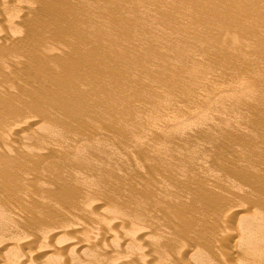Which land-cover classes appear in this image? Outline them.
<instances>
[{
	"label": "rangeland",
	"instance_id": "1",
	"mask_svg": "<svg viewBox=\"0 0 264 264\" xmlns=\"http://www.w3.org/2000/svg\"><path fill=\"white\" fill-rule=\"evenodd\" d=\"M94 1L0 0V102L4 103V106L2 103L0 105L5 108L15 103V98H12L15 101L10 99L11 96L16 95L15 93H18L16 98L19 101L16 103L20 104L19 107L13 104L14 106L11 105L13 108H5L6 111H13V113H6L3 108H0V112L3 110L8 116L5 118L6 114L0 113V118L4 120L3 122L0 119L2 122L0 127L4 126L6 129L3 124L6 120L7 128L12 129L11 132L9 131L11 129L0 128L3 131L0 132V140L3 141L4 137L6 141L3 143L0 141V148L4 150L8 147L14 148L5 150L7 153L2 149L8 156V161L5 160L6 156L0 149V154L3 153L4 157L0 156L2 160H5L0 162V172L4 174H2L3 177L10 169L11 176H6L13 180V177L18 176L13 174L18 173L20 169L22 172L20 171L19 175L23 174L15 178L18 185L15 180L14 184L10 182L11 180L9 181L11 184H7L8 177L0 176V197L2 198H0V215H6L2 217L3 220L0 218V264H4L5 261L8 264H15L18 261L16 264H19L22 257L21 264H216L219 259V264H227L226 262L239 264L237 260L242 261L240 259L242 251V264H256V262L263 264L264 208L260 212L258 211L260 207L257 206H260V203L264 205V192L261 191V188L264 189V175L263 179L260 177L264 171L261 169L264 162V0ZM50 2H53V5L60 3H57L60 8L56 9L58 5L55 8L57 11L55 14H58V17L52 14L54 9L52 5L49 6ZM92 3L99 5L94 4V7ZM42 4L46 5L44 9L47 11L41 7ZM83 7L87 9H85L87 12L92 7L90 10L93 12H90L93 15L88 13L86 16L82 11L83 15L88 19L90 16L95 17L94 13H96L95 19L98 20L96 22L99 25L93 23L95 19L87 20L83 15L81 16L80 10ZM95 8H98V11ZM58 10L63 12L65 10V12L61 13ZM110 11L112 13L109 16ZM226 11L228 13L225 14ZM73 12L78 13L77 18ZM101 17L102 19H99ZM108 17L110 22L107 20ZM80 19L89 22L82 23ZM92 19L94 21L90 23ZM104 19L107 20L106 23L102 22ZM74 22L76 24H73ZM89 23L96 25L98 30V26L102 23H105V26L102 24L104 30L112 28L108 29L113 32H109V36H107L108 30L104 31L101 28V31L107 32L105 36L108 37H106L108 42L102 38L105 37L104 34L101 33L102 36H99L100 30L95 32L97 29L94 28V32L98 34L96 36L90 29L93 26L90 27ZM82 24L84 28L86 27L85 29ZM84 24H89V27ZM71 27L78 28L76 35L75 29L71 30ZM85 30H90V34H95L94 37ZM69 32L73 34L77 42H74ZM83 32L89 35L90 38L86 36L90 41L88 38L85 39ZM113 34L114 36L110 38ZM98 37L102 39H97ZM83 38L87 41L82 42ZM109 38L112 43L109 42ZM91 39H95L94 42ZM78 41H81V46L84 43L83 50ZM102 41L105 46L101 44ZM86 42L88 45L85 44ZM106 42L109 43L108 46ZM76 43L79 45V48L77 47L79 50L76 48ZM89 43L92 46L95 45V48L93 46L94 49H91L94 51V57L98 53L101 55L99 58L98 54L99 59L95 58V62L92 59L93 52L90 50L92 46H89ZM71 44L74 45L73 48ZM98 44L103 45L100 49H104L105 51L101 52L105 54L97 52L100 50ZM85 45L89 47L87 51L90 55L85 51L88 48ZM74 48L78 52L82 51L83 60L82 54L75 52ZM67 51H70L68 56L65 55ZM71 52L79 56L77 54L72 56ZM61 53H65L64 56L62 54L61 57ZM84 55L87 57L92 55L90 58L94 63L87 61L89 57H85V60ZM70 57L78 58L76 62L79 60L78 63L75 62L77 65L74 67L77 68V72L73 71V67L68 68L73 61L72 58V61L69 60ZM104 60L107 64L103 63V65L106 64L103 66ZM65 61L71 62L68 65L64 63ZM81 61V67L78 69ZM61 63L64 68L69 69L70 73L65 71L66 68L64 69ZM91 63L97 69L93 66L88 67ZM95 63L98 67L94 65ZM86 65L88 66L85 67ZM59 67L62 72L64 69L63 74L59 71ZM70 69L76 73L80 71L81 75V71L87 70L83 75L92 74L93 78L85 75V79L82 75L81 79V76L72 75L78 79V85L81 82L82 84L81 86L76 84L71 89L76 79L73 81L70 79L71 82L69 78L63 76L66 73L67 77L70 76L68 74H73ZM91 70L94 72L91 73ZM95 72L98 76L93 75ZM94 78L96 80L93 81ZM67 80L71 82V85ZM92 82H96L95 86ZM58 83L63 84H61L62 89L59 88L61 85ZM10 88L16 90L15 93ZM68 88L72 92H68ZM62 90L65 94L61 93ZM6 92L7 94L10 92L8 97L11 104L6 98ZM69 96L72 97L71 100ZM17 107L22 111L17 109V112ZM14 111L17 113L15 114ZM26 120L28 124H25ZM22 134H25V137L21 136ZM26 134H29L28 139ZM7 141L9 144H6L5 148L4 143ZM16 146L21 148L22 151L18 150L21 154ZM11 149L16 150L17 154ZM30 150L31 153H29ZM37 150L40 151L41 156L35 155L39 153ZM10 151L16 157L20 155L22 158L12 156L10 159V155H13ZM24 152L29 153V158L27 155H22ZM33 155L38 158H33ZM23 156L27 159H23ZM13 157L17 161L14 162ZM37 159L46 160L42 162ZM19 160L24 163L22 161L20 163ZM7 162L12 168L7 167ZM18 162L20 165L23 164L22 168L26 170H23L20 165H18L20 167H13L19 164ZM167 166L171 170L167 171ZM256 166L262 172L258 171ZM32 168L38 173L31 170ZM11 169L16 173H12ZM242 170L244 173L240 174ZM246 170L251 172V174L248 172L252 175L249 179L244 177L249 175ZM238 175L240 177L242 175L241 179ZM20 177L24 178L23 181ZM255 177L258 178V180L255 179L256 183ZM18 179L22 184L26 181L31 184H25L28 188L23 185V189ZM232 179L233 182H231ZM238 179L239 181L235 183ZM186 181L187 183L184 184ZM252 182L255 184L253 185ZM1 184L6 191H3ZM8 185L12 187L11 196L7 195L10 190ZM249 185L252 188L256 186L259 188L260 185L262 187L256 192V189L252 191ZM18 186H20L19 190ZM13 188L21 195L15 193ZM243 188H248V191L243 193ZM209 190L212 192L209 193ZM224 190H233L230 192L233 195L230 193L228 195L226 191L228 195L226 196ZM27 192L29 194H26ZM259 192L261 195H258ZM197 193L201 194L204 200ZM22 194L25 195L22 197ZM210 194H212L211 198L219 199L217 200L219 205L207 202L213 201L209 197ZM234 195L240 199L241 205ZM11 197H13L12 200ZM228 197L235 199L234 203H231L232 200ZM14 198L16 201L13 200ZM165 199H168V202ZM214 201L216 202L215 199ZM180 202L183 206L179 204ZM258 202L259 205L256 206L258 209H256L253 206ZM204 204L214 205V211L212 207H209L212 211L208 208L206 214L208 206L204 208L205 211ZM221 204L226 206L223 207ZM161 205L163 209L160 208ZM246 205H251L252 211ZM218 206H221L219 207L221 209L217 208L215 211V207ZM166 208L169 209L165 210ZM231 209L243 211L233 210L237 214L232 217ZM163 210H165L164 213ZM244 210H247V213L250 211V215ZM210 213L216 218H211ZM241 214V218H244L238 220L240 218L238 215ZM222 215L224 218L221 217ZM224 215L228 218L231 216L227 219L228 226L225 225L224 221L227 217ZM17 216L19 219L23 218L22 222ZM182 217L184 220L181 221ZM185 217L190 220L189 223H192L188 224ZM195 223L198 224L199 229H202L201 227L203 229L194 228ZM188 225L190 228L193 226L194 230L192 228L189 231ZM237 225L244 230L239 231L235 227ZM207 228L215 229L214 233L217 232V235L213 231L209 232L210 229L206 230ZM228 228H230L229 232L236 228L240 234L244 235L232 231L235 232L231 234L233 236H227V233L230 234L226 231ZM182 229L187 232L183 230L184 233ZM42 231L45 234H41ZM188 231L193 239L198 237L202 246L198 245L200 244L198 239L195 241L190 235L188 237L192 240L190 238H188L189 241L187 240ZM199 231H206V233L201 232L199 238ZM219 233H225L228 241L224 236L223 244H221L222 241L214 240H221L216 238ZM205 234L215 237H210L212 241L207 237V241H210L208 243L203 238ZM180 237L186 238L183 240L190 244L183 243ZM217 241L222 248L218 246ZM236 242L245 248L234 245ZM202 247L203 250L210 248V252L205 250L203 253ZM240 247L242 248L239 249ZM178 249L179 254H177ZM211 249H213L212 253ZM195 250L196 252L193 253ZM217 250L226 251L222 252L225 263L221 257L223 254L220 252L218 254ZM213 252L218 255V258ZM231 252L234 253L230 254ZM226 254H230L229 257ZM251 254L252 257L249 256Z\"/></svg>",
	"mask_w": 264,
	"mask_h": 264
},
{
	"label": "bare ground",
	"instance_id": "2",
	"mask_svg": "<svg viewBox=\"0 0 264 264\" xmlns=\"http://www.w3.org/2000/svg\"><path fill=\"white\" fill-rule=\"evenodd\" d=\"M81 1H82V0H81ZM88 1H89V0H88ZM90 1H91V0H90ZM93 1H94V0H93ZM86 2H87V1H86ZM94 2H95V1H94ZM51 3H52V4H51ZM54 3H55V2H54ZM57 3H59V2H57ZM57 3L53 5V2H50V4H49V6H51V5L53 6L54 12L52 11L53 9H51V11L53 12L52 14L55 15V17H58V16H57L58 14H55V12H57V11H55L56 5H58ZM80 3H82V2H80ZM88 3H89V5H90V2H88ZM88 3H87V4H88ZM45 4H46V3H45ZM59 4H60V3H59ZM61 4H62V3H61ZM85 4H86V3H85ZM94 4H95V3H94ZM94 4L92 3L93 6H94ZM42 5L44 6V4H42ZM46 5H47V4H46ZM46 5H45V6H46ZM78 5H79V4H78ZM89 5H87V6H89ZM95 5H99V4H95ZM43 6H41V7L44 9L45 6H44V7H43ZM49 6L47 5V7H49ZM54 6H55V7H54ZM83 6H84V3H83ZM85 6H86V5H85ZM93 6H92V7H93ZM57 7H58V8H56V9H59V8H60V5H58ZM63 7H64V6H63ZM79 7H80V6H79ZM79 7H78V8H79ZM92 7H90V9H92ZM94 7H95V6H94ZM94 7H93V8H94ZM99 7H100V6H99ZM99 7H98V8H99ZM50 8H52V7H50ZM64 8H65V7H64ZM83 8H84V9H83ZM83 8H82V9L80 8V9H81L80 11H81V13H82L81 16L83 15V12H82V11H84V15H86V14H88V13L91 14L90 11L93 12V10H90V9H89L88 12H87V11H85L86 8H85V7H83ZM88 8H89V7H88ZM98 8H97V9H98ZM43 9H42V11H43ZM61 9H62V8H61ZM95 9H96V8H95ZM97 9H96V10H97ZM74 10H75V9H74ZM86 10H87V9H86ZM103 10H104V9H103ZM230 10H232V9H230ZM44 11H47V9H46V10L44 9ZM51 11H50V12H51ZM58 11H59V10H58ZM72 11H73V10H72ZM80 11H76V12H79V13H80ZM94 11H95V10H94ZM97 11H98V10H97ZM104 11H105V10H104ZM59 12L64 13L65 10H64V12H63V10H62V11H59ZM69 12H71V11H69ZM95 12H96V11H95ZM101 12H103V11L101 10ZM101 12H100V13H101ZM108 12H109V11H108ZM229 12H230V11H229ZM232 12H233V10H232ZM71 13H72V12H71ZM73 13H74V12H73ZM97 13H99V12H97ZM105 13L108 14L107 12H105ZM105 13H103V14H105ZM111 13H112V12L110 11L109 16H110ZM226 13H228V12L226 11L225 14H226ZM67 14H68V12H67ZM74 14H76V13H74ZM77 14H78V13H77ZM77 14H76V18H77ZM95 14H96V13H94V16L96 17L97 15H95ZM232 14H233V13H232ZM245 14H246V13H245ZM59 15H60V14H59ZM69 15H70V14H69ZM84 15H83V16H84ZM91 15H93V13H92ZM112 15H113V14H112ZM233 15H234V14H233ZM60 16H61V15H60ZM64 16H65V15H64ZM79 16H80V14H79ZM86 16H87V15H86ZM88 16H89V15H88ZM100 16H103V15H100ZM106 16H107V15H106ZM84 17H85V16H84ZM95 17H91V16H90V17H88V19H91V18L95 19ZM98 17H99V16H98ZM103 17H104V16H103ZM62 18H64V17H62ZM62 18H61V19H62ZM66 18H67V17H66ZM73 18H75V17H73ZM80 18H81V17H80ZM82 18H83V17H82ZM85 18L87 19V17H85ZM104 18H105V17H104ZM106 18H107V17H106ZM88 19H87V20H88ZM93 19L90 20V23H92L91 21H94ZM97 19H98V18H97ZM99 19H102V17L99 18ZM80 20H82V19H80ZM83 20L85 21V19H83ZM83 20H82V23L84 22ZM107 20L109 21V17H108ZM107 20L104 19V21H102V20H101V21L106 23ZM150 20H151V19H150ZM236 20H237V19H236ZM96 21H98V20L95 19V22H93V23H96V25H99V24H97L98 22H96ZM62 22H65V21H62ZM68 22H69V21H68ZM87 22H89V21H87ZM87 22H84V23H87ZM99 22H100V20H99ZM109 22H110V21H109ZM109 22H108V23H109ZM227 22H228V21H227ZM90 23H89V24H90ZM105 23H104V24L102 23L103 26H105ZM224 23H226V21H225ZM73 24H76V23L74 22ZM89 24H87V25L84 24V25H85V26H88ZM102 24H100L101 26H98V28H99V30H100V34L103 33V34H104L103 36H105V34H106L107 32L105 33V32H103V31H101V30L104 28V27L102 26ZM91 25L93 26V24H90V27H91ZM94 25H95V24H94ZM96 25H95V26H96ZM106 25H107V24H106ZM238 25H239V24H238ZM79 26H81V24H80ZM95 26H93V28H92V27L90 28V29H92L93 32H94L95 29H97V26H96V27H95ZM108 26L111 27L112 25L108 24ZM145 26H146V25H145ZM145 26H144V27H145ZM63 27H65V26H63ZM82 27H83V24H82ZM82 27H80V28H82ZM88 27H89V26H88ZM102 27H103V28H102ZM106 27H107V26H106ZM65 28H66V27H65ZM71 28H72V27H71ZM85 28H86V27H85ZM85 28L83 27V29H85ZM94 28H95V29H94ZM101 28H102V29H101ZM107 28H108V27H107ZM66 29H68V28H66ZM66 29H65V30H66ZM73 29H75V30H74L75 32H74V31H73V32H74L75 35H76V32L78 31V28H74V27H73L71 30H73ZM93 29H94V30H93ZM108 29H109V28H108ZM108 29H105V30L103 29V30H104V31H107ZM110 29H112V28H110ZM110 29H109V30H110ZM71 30H68V31H71ZM76 30H77V31H76ZM99 30L97 29V31L95 30V32H98ZM109 30H108V34H107V36H109L110 33H113L112 31H109ZM81 31H82V30H81ZM85 31H86V30H85ZM85 31H84V32H85ZM71 32H72V31H71ZM71 32H69V33H71ZM73 32H72V33H73ZM84 32H83V33H84ZM86 32H87L88 34H90V33H89L90 30H89V31H86ZM95 32H94V33H95ZM109 32H110V33H109ZM72 33H71V34H72ZM87 33H86V35H88ZM91 33H92V32H91ZM71 34H70V35H71ZM95 34H96V33H95ZM95 34L92 33V34H90V35H93L92 37H94ZM100 34H99V36H102V34H101V35H100ZM75 35H74V36H75ZM84 35H85V33H84ZM86 35H85V36H86ZM85 36H84V38H85ZM96 36H98V34H96ZM107 36L102 37V38L105 39V40L103 39L104 41H107V39H106ZM112 36H114V34L111 35L110 38H112ZM71 37L73 38V34L71 35ZM88 37H89V35H88ZM88 37L86 36L85 39H87ZM72 38H71V39H72ZM84 38L82 39V42H83ZM89 38H90V37H89ZM89 38H88V39H89ZM102 38L98 37L97 39H100V40H101ZM107 38H108V37H107ZM110 38H109V42L112 41ZM73 39H74V38H73ZM74 40H75V39H74ZM74 40H72V41H74ZM91 40H93V42H94L95 39H91ZM110 40H111V41H110ZM70 41H71V40H70ZM85 41H87V40H84V42H85ZM89 41H90V39H89ZM74 42H77V40H75ZM78 42H79V41H78ZM80 42H81V41H80ZM80 42H79V43H80ZM107 42H108V41H107ZM107 42H106V43H107ZM69 43H70V42H69ZM71 43H72V42H71ZM111 43H112V42H111ZM74 44H75V43H74ZM76 44H77V43H76ZM85 44L88 45V42H86ZM101 44L104 45L103 41L101 42ZM108 44H109V43H107L106 45L108 46ZM71 45H72V48H73L74 45H73V44H71ZM71 45H70V47H71ZM83 45H84V43H83ZM83 45L81 46V43H80L81 48L83 47ZM87 45H85V46H87ZM90 45L92 46L91 43H89V46H90ZM98 45H99V44H98ZM103 45H101V46L99 45V49H100V47H102ZM132 45H133V44H132ZM75 46H76V45H75ZM93 46H94V48H95V45H94V44H93ZM93 46H92V48L90 47V50H91V49H94ZM104 46H105V45H104ZM77 47L79 48V45H78V44H77L76 48H77ZM87 47H88V46H87ZM134 47H135V46H134ZM136 47H137V46H136ZM64 48H66V46H65ZM64 48H63V49H64ZM76 48H74V50H76L75 52H77L78 54L80 53V55L82 54V55H81V57H82V56H83V53H81L82 51H81V52H80V51L78 52L79 49L77 48V49H78V50H77ZM81 48H80V49H81ZM96 48H97V46H96ZM103 48H104V47H103ZM63 49H62V50H63ZM68 49H69V48H68ZM83 49H84V48H82V50H83ZM139 49H140V48H138V50H139ZM65 50H66V49H64V52H66ZM70 50H71V49H70ZM74 50H73V51H74ZM87 50L89 51V47H88L87 49H85V51L89 54V52H88ZM103 50H104V49H103ZM103 50L100 49L99 51H97V49H96L95 51L100 52V53L102 54ZM112 50H113V48H112ZM73 51H72V52H73ZM85 51H83V52H85ZM91 51H92V50H91ZM91 51H90V52H91ZM101 51H102V52H101ZM104 51H105V50H104ZM60 52H61V51H60ZM62 52H63V51H62ZM67 52H68L67 54H65V53H64V54L68 56V54L70 53V51H67ZM72 52H71V55L73 54ZM75 52H74V53H75ZM92 52H93V56H92V55H91V56H92L93 58H92L91 56H90V57H91L93 60H94L95 58L97 59V58H98L97 56H99L100 54L98 53L99 55L97 54V56L95 55L96 57H94V51H92ZM111 52H112V51H111ZM77 53H75V54H77ZM87 53H84V54L88 55ZM149 53H150V52H149ZM62 54H63V53H61L60 56H61ZM64 54H63V56H64ZM75 54H73L72 56H74ZM78 54H77V55H78ZM103 54H105V53H103ZM103 54H102V55H103ZM86 55H84V58L87 57ZM89 55H90V54H89ZM78 56H79V55H78ZM78 56H77V57H78ZM61 57H62V56H61ZM81 57H80V58H81ZM88 57H89V56H88ZM88 57H87V58H88ZM90 57L88 58L87 61H88V62H93V60H91ZM100 57H101V55L99 56V58H100ZM71 58L73 59L74 62L71 60ZM99 58H98V59H99ZM76 59H78V58L75 57V59H74V57H70L69 60L72 61V64H70L71 61H70L69 63H67V62L65 61L64 63H67L68 65L70 64V66L67 65L68 68L73 67V71H75V70L77 69V68H76V69L74 68V67H76V65H77V64H75V62H76L75 60H76ZM69 60H68V61H69ZM80 60H81V59H80ZM82 60H83V57H82ZM85 60H86V58H85ZM89 60H91V61H89ZM105 60H106V59H105ZM105 60H104V61H105ZM78 61H79V60H77L76 63H78ZM87 61H85V63H86ZM96 61H97V60H96ZM104 61L102 62V65H103V63H106V64H107V62H108L107 60H106L107 62H106V61L104 62ZM109 61H110V60H109ZM196 61H197V60H195V62H196ZM94 62H95V60H94ZM94 62H93V63H94ZM62 63H63V62H62ZM62 63H61V65H62ZM64 63H63V64H64ZM73 63H74V64H73ZM83 63H84V62H83ZM97 63H98V62H97ZM97 63H95L94 65L97 66V65H96ZM81 64H82V61L79 63V65H78V69L81 67V66H80ZM88 64H89V63H88ZM91 64H92V63H91ZM91 64H90V66L86 65L85 67H87V66H88V67L93 66V64H92V65H91ZM106 64H104V65H106ZM72 65H75V66H72ZM98 65H99V64H98ZM104 65H103V66H104ZM55 66L57 67L56 64H55ZM63 66H64V65H62V67H63ZM65 66H66V64H65ZM56 67H55V68H56ZM83 67H84V66H83ZM83 67H82V68H83ZM93 67H94V66H93ZM97 67H98V66H97ZM63 68H64V67H63ZM65 68H66V67H65ZM65 68H64V69H65ZM94 68H95V67H94ZM94 68H93V69H94ZM58 69H59L60 72H62V70H60V69H61L60 67H59ZM64 69H63L62 74L64 73ZM84 69H85V68H84ZM89 69H90V68H88V70H89ZM91 69H92V68H91ZM95 69H97V68H95ZM95 69H94V70H95ZM68 70H69V69L66 68L65 71H66L67 73H70V72H68ZM71 70H72V69H70V71H71ZM77 71H78V70H76V72H77ZM86 71H87V70H86ZM86 71H85V72H86ZM89 71H90V70H89ZM89 71H88V73H90ZM95 71H96V70H95ZM66 72H65V73H66ZM71 72H72V71H71ZM76 72H72L73 74H68V76L70 75L69 77H67V75H66L67 73H66L65 75H63V76H65L66 78H69V80H70V79H71L72 81H73V79H76V80H77V81L74 80V81H76V82L73 81V83H75V84H74V86H73L71 89H73V88L76 86V84L78 85V79L75 78V77L72 76V75H76V77L81 76V79H82V75H83V73H85V72H82V71H81V73H82V75H81V74H80V71H79L78 73H76ZM93 72H94V71H93ZM93 72H92V70H91V73H93ZM88 73H87V74H88ZM62 74L60 73V75H62ZM77 74H79V75L77 76ZM85 75H86V74H84L83 76L85 77ZM93 75H94V76H95V75L98 76V75L96 74V72H95V74H93ZM71 76L74 77V78H72ZM88 76H91V77H92V74H90V75H89V74L86 75V77H88ZM60 77H62V76H60ZM70 77H71V78H70ZM86 77H85V79H86ZM91 77H89V78H90L89 81H91ZM66 78H65V79H66ZM92 78H93V77H92ZM96 78H97V77H96ZM96 78H94V79H92V80L94 81V80H96ZM79 79H80V78H79ZM55 80H56V79H55ZM60 80L62 81V79H60ZM69 80H67V81H69ZM71 80H70V81H71ZM83 80H84V79H83ZM83 80H82V81H83ZM61 81H60V82H61ZM70 81H69V82H70ZM72 81H71V82H72ZM85 81H86V80H85ZM87 81H88V80H87ZM71 82H70L69 85H71ZM79 82H80V80H79ZM73 83H72V84H73ZM92 83H94V82H92ZM95 83H96V82H95ZM95 83L93 84L94 86H95ZM58 84L61 85L62 83H58ZM80 84H82V82L79 83L78 86H81ZM62 85H63V84H62ZM62 85H61V87H59V86H58V87L62 89V88H63ZM82 86H83V85H82ZM67 87H68V85H67ZM70 87H71V86H70ZM21 88H22V87H21ZM90 88H92V87H90ZM93 88H94V87H93ZM4 89H5V88H4ZM4 89H3V90H4ZM7 89H8V88H7ZM10 89L13 90L12 88H10ZM22 89H23V88H22ZM24 89H25V88H24ZM71 89L68 88L69 91H68V90H67V91H68V92H72ZM64 90H65V89H64ZM64 90H62L63 92H61V93L65 94V93H64V92H65ZM70 90H71V91H70ZM91 90H92V89H91ZM4 91H5V90H4ZM13 91H14V93H15L16 90H13ZM13 91H12V92H13ZM92 91H93V90H92ZM92 91H91V92H92ZM91 92H90V93H91ZM2 93H4V92H2ZM9 93H10V92H9ZM9 93H8V94H7V92L5 93V95L7 94V95H6V96H7L6 98H8V99H9V97H8ZM14 93H13V94H14ZM79 93H80V90H79ZM13 94H12V95H13ZM15 94H16V95H15V96L13 95V97L11 96L10 99H12V98L14 99V98H15L16 101L12 99L13 101H15V103L13 102V104H16V105H17L16 102H19V101H18V98H16V96H17L18 93H15ZM63 94H62V95H63ZM66 94H67V93H66ZM80 94H81V93H80ZM80 94H79V96L81 97L82 94H81V95H80ZM87 94H89V93H87ZM68 95H70V93H69ZM77 95H78V92H77ZM9 96H10V95H9ZM74 96H75V95H73V97H74ZM17 97H18V96H17ZM67 97H68V96H67ZM69 97H70V100H71L72 97H71V96H69ZM76 97H77V96H76ZM8 99H6V100H8ZM10 99L8 100V101H9V104H11V103H10ZM68 99H69V98H68ZM0 103H2V102H0ZM3 104H4V103H2V106H4ZM13 104H11V105L14 106ZM18 104H19V103H18ZM11 105H10L9 107L13 108ZM2 106L0 105V108H1V109L3 108ZM5 106H8V105H5ZM17 106L19 107L20 104L17 105ZM40 106H41V103H40ZM9 107H5V108L8 109ZM15 107H16V106H15ZM15 107H14V109H15ZM18 107L16 108V111H17ZM21 107H22V106H21ZM62 107H63V106H62ZM5 108H3V109L5 110ZM11 108H10V109H11ZM19 109H21V108H19ZM19 109H18V111H19ZM12 110H13V109H12ZM0 111H1V110H0ZM5 111H6V110H5ZM18 111H17V112H18ZM21 111H22V109H21ZM7 112L10 113L11 111H6V113H7ZM14 112H15V111H14ZM17 112H15V114H16ZM60 112H61V111H60ZM0 113H3V114H4L5 112H3V110H2V112H0ZM6 113H5V114H6ZM11 113H13V111H12ZM20 113H21V112H20ZM18 114H19V113H18ZM8 115H9V114H8ZM19 115H20V114H19ZM6 116H7V114L5 115V118H6ZM7 117H8V116H7ZM5 118H4V119H5ZM0 119H1V118H0ZM1 120H3V119H1ZM3 122H4V120H3ZM22 122H23V121H22ZM25 122H26L25 124H28L27 120H26ZM29 122H31V121H29ZM0 123H2V122L0 121ZM23 123H24V122H23ZM33 123H34V122H33ZM3 124H5L6 129H5L4 126H2V128H1V127H0V128H1V129L4 128L5 130H7L8 128H7V125H6V124H7V123H6V120H5V123H3ZM29 124H31V123H29ZM1 125H2V124H0V126H1ZM43 126H44V125H43ZM8 127H9V126H8ZM37 127H38V126H37ZM47 128H48V126H47ZM49 128H50V127H49ZM4 129H3V130H4ZM9 129H11V128H9ZM9 129H8V130H9ZM36 129H37V128H36ZM40 129H41V128H40ZM42 129H43V128H42ZM45 129H46V127H45ZM14 130H15V129H14ZM14 130H13V131H14ZM38 130H39V129H38ZM9 131L12 132V129L9 130ZM0 132L2 133L3 131L0 130ZM4 132H5V131H4ZM14 132H15V131H14ZM35 132H36V131H34V133H35ZM47 132H48V129H47ZM6 133H7V131H6ZM45 133H46V132H45ZM50 133H51V132H50ZM7 134H8V133H7ZM9 134H11V133H9ZM36 134H38V132H36ZM48 134H49V132H48ZM3 135H4V134H2V136H3ZM28 135H29V134H26L27 139H28ZM33 135H34V134H33ZM41 135H42V134H41ZM43 135H45V134L43 133ZM7 136H8V135H7ZM9 136H11V135H9ZM21 136H24V137H25V134H22ZM0 137H1V135H0ZM24 137H22V138H24ZM40 137H41V136H40ZM42 137H43V136H42ZM42 137H41V138H42ZM8 138H9V137H8ZM5 139H6V138H5ZM9 139H11V138H9ZM9 139H8V140H9ZM24 139H25V138H24ZM39 139H40V138H39ZM81 139H83V138H81ZM83 140H84V139H83ZM0 141H2V139H1ZM3 141H5V140H4V137H3ZM3 141H2V143H3ZM9 141L11 142V140H9ZM79 141H81V140H79ZM5 142H6V141H5ZM150 142H153V141H150ZM154 142H156V141H154ZM11 143H12V142H11ZM4 144H5V145H6V144L8 145L9 143H8V141H7V143H4ZM4 144H3V145H4ZM12 144H13V143H12ZM154 144H155V143H154ZM7 145L5 146V148L7 147ZM15 145H16V144H15ZM21 145H22V144H21ZM149 145H151V144H149ZM149 145H148V146H149ZM9 146H10V145H9ZM11 146H12V145H11ZM157 146H159V145H157ZM3 147H4V146H3ZM16 147H17V146H16ZM63 147H64V146H63ZM151 147H152V145H151ZM154 147H155V145H154ZM8 148H13V147H8ZM8 148H7V149H8ZM0 149H1V148H0ZM2 149L4 150V148H2ZM2 149H1V150H2ZM7 149H5V150H7ZM13 149H14V148H13ZM154 149H155V148H154ZM156 149H158V148H156ZM1 150H0V152H1ZM3 150H2V152H3ZM5 150H4V151H5ZM11 150H12V149H11ZM18 150L22 151L21 148H20L19 146L17 147V151H18ZM28 150H29V149H28ZM38 150H39V149H38ZM38 150H37V151H38ZM63 150H64V149H63ZM255 150H256V149H255ZM12 151L15 152L16 150H15V151L12 150ZM12 151H10V152H12ZM17 151H16V154H17ZM20 151H18V152L21 154ZM155 151H156V150H155ZM158 151H159V150H158ZM158 151H157V152H158ZM257 151H258V150H257ZM5 152H6V151H5ZM13 152H12V153H13ZM31 152H32V151L30 150L29 153H31ZM38 152H39V153H37V154H35V155H40V151H38ZM41 152H42V150H41ZM153 152H154V151H153ZM3 153H4V152H3ZM3 153H2V154H3ZM6 153H7V152H6ZM6 153H4V154H5L4 156H6V157H4L2 154H0V155H2V157H4L6 161H8V160H7V157H8V156L6 155ZM29 153H28V154H29ZM8 154H9V151H8ZM10 154H11V153H10ZM28 154H27V153L25 154V152L22 153V155H24V156H25V155L28 156ZM162 154H164V153H162ZM166 154H167V153H166ZM159 155H160V154H159ZM169 155H170V154H169ZM169 155H168V157H169ZM10 156H11V158H10V157H9V158L12 159V156H15V154L13 153V155H10ZM17 156H18V155H17ZM24 156H23V157H24ZM27 156H26V157H27ZM40 156H41V155H40ZM161 156H162V155H161ZM0 157H1V156H0ZM2 157H1V159H0V162H1V161H5L4 159L2 160ZM15 157H16V156H15ZM18 157L20 158L21 156L19 155ZM18 157H16V158H18ZM164 157H165V156H164ZM168 157H167V158H168ZM9 158H8V159H9ZM21 158H22V157H21ZM21 158H20V159H21ZM27 158H29V156H28ZM27 158L24 157L23 159H27ZM31 158H32V155H31ZM33 158H38V156L34 157V155H33ZM43 158H44V157H43ZM45 158H46V157H45ZM155 158H156V157H155ZM165 158H166V157H165ZM171 158H172V156H171ZM168 159H169V158H168ZM13 160H14V162H15L16 159H14V157H13ZM13 160H12V161H13ZM37 160H39V159H37ZM45 160H46V159H44V160H41V159H40L39 161H42V162H43V161H45ZM10 161H11V160H10ZM16 161H17V160H16ZM21 161H22V160H19L20 163H21ZM39 161H38V162H39ZM168 161H169V160H168ZM251 161H252V160H251ZM254 161H257V160H254ZM19 162H18V163H19ZM22 162L24 163V161H22ZM38 162H37V163H38ZM161 162H163V161H161ZM169 162H170V161H169ZM247 162H248V161H247ZM249 162H250V160H249ZM252 162H253V161H252ZM3 163H5V162H3ZM11 163H12V162H11ZM11 163H10V164H11ZM20 163H19V164L16 163L17 165H15V166H13V167H16V166L20 165ZM166 163H167V162H166ZM253 163H254V162H253ZM263 163H264V162H262V167L260 166L261 169H262V171L264 170V169H263V168H264V166H263L264 164H263ZM1 164H2V163H1ZM6 164H7V167L11 166V165H9L8 162H7ZM6 164H4V165H6ZM13 164H14V163H13ZM13 164H12V165H13ZM160 164H161V163H160ZM250 164H251V162H250ZM256 164H257V162H256ZM259 164H260V163H259ZM4 165H3V166H4ZM22 165H23V164L20 165L21 168H22ZM158 165H159V164H158ZM169 165H171V164H169ZM200 165H201V164H200ZM241 165L244 166L243 164H241ZM254 165H255V164H254ZM1 166H2V165H1ZM20 166H18V167H20ZM86 166L89 167L87 164H86ZM90 166H91V164H90ZM92 166H93V165H92ZM5 167H6V166H5ZM7 167H6V168H7ZM18 167H17V169H19ZM23 167H24V166H23ZM87 167H86V168H87ZM160 167H162V166H160ZM193 167H194V166H193ZM195 167H196V166H195ZM246 167H247V166H246ZM9 168H10V167H9ZM11 168H12V166H11ZM24 168H25V167H24ZM29 168H31V167H29ZM174 168H175V167H174ZM200 168H201V166H200ZM203 168H204V167H203ZM203 168H202V169H203ZM241 168L243 169V167H241ZM247 168H248V167H247ZM255 168L257 169L258 167L256 166ZM7 169H8V168H7ZM13 169H14V168H13ZM22 169H23V168H22ZM158 169H159V167H158ZM160 169H161V168H160ZM164 169H165V167H164ZM168 169H169V167L167 166V171H168ZM193 169H194V168H193ZM197 169H198V168H197ZM238 169H239V168H238ZM258 169H259V168H258ZM258 169H257V170H258ZM261 169L258 170V171H261ZM14 170H15V169H14ZM23 170H26V169H23ZM31 170H34V172H37V173H38V171H35L34 168H32ZM86 170H87V169H86ZM95 170H96V168H95ZM169 170H171V169H169ZM243 170H244V169H243ZM243 170H242V171H243ZM251 170H252V169H251ZM0 171H1V170H0ZM9 171H10V169H9ZM9 171H8V174H7V172H6V175H9ZM15 171H16V170H15ZM15 171H14V172H15ZM20 171L22 172L21 169H20ZM20 171H19V172H20ZM160 171H161V170H160ZM167 171H166V172H167ZM253 171L255 172L256 170H253ZM262 171H261V172H262ZM11 172H12V169H11ZM11 172H10V174L14 173V172H12V173H11ZM19 172H18V173L15 172L16 174H13V176H14V175H18L17 177H13L15 181H16V179L19 178V176L22 174V173H21V174L19 175ZM24 172H25V171H24ZM39 172H40V171H39ZM171 172H172V171H171ZM199 172H200V171H199ZM248 172H250V171H248ZM248 172H247V170H246V173H247V174H249ZM261 172H259V173H261ZM0 173H1V172H0ZM26 173H29V172H26ZM26 173H24V174H26ZM41 173H42V172H41ZM41 173H40V174H41ZM95 173H97V172L95 171ZM161 173H162V172H161ZM196 173H197V172H196ZM237 173L239 174V172H237ZM237 173H236V174H237ZM242 173H244V171L241 172L240 174H242ZM263 173H264V171L261 173V174H262V176H260L261 178H262L263 175H264ZM2 174H3V173H1V175H0L1 178H6V177H8V176H6V175L2 177ZM165 174H166V173H165ZM167 174H168V173H167ZM169 174H170V173H169ZM173 174H175V172H174ZM189 174L191 175L190 172H189ZM247 174H246V175H247ZM250 174H251V172H250ZM250 174H249L248 176H244V177H247V178L249 179V177L252 176V175H250ZM261 174H260V175H261ZM3 175H4V174H3ZM37 175H38V174H37ZM43 175H44V174H43ZM81 175H83V174H81ZM87 175H88V174H87ZM89 175H90V173H89ZM170 175H171V174H170ZM195 175H196V174H194V177H196ZM9 176H11V175H9ZM22 176H23V174H22ZM84 176H85V175H84ZM94 176H95V175H94ZM164 176H165V175H164ZM167 176H168V175H167ZM238 176H239V175H238ZM79 177H80V176H79ZM82 177H83V176H82ZM88 177H89V176H88ZM90 177H91V176H90ZM95 177H96V176H95ZM161 177H162V176H161ZM175 177H176V176H175ZM192 177H193V176H192ZM228 177H229V176H228ZM239 177H240V176H239ZM241 177H242V175H241ZM241 177H240V179H241ZM244 177H243V178H244ZM1 178H0V179H1ZM15 178H16V179H15ZM20 178H22L21 180L23 181L24 178H23V177H20ZM39 178H40V177H39ZM41 178H42V177H41ZM75 178H76V177H75ZM77 178H78V177H77ZM92 178H93V177H92ZM98 178H99V177H98ZM166 178H167V177H166ZM172 178H173V176H172ZM218 178H219V177H218ZM223 178H224V177H223ZM231 178H233V177H231ZM231 178H230V179H231ZM235 178H236V177H235ZM247 178H244V179H247ZM250 178H251V177H250ZM252 178H253V177H252ZM8 179H9V180H8ZM8 179H6V180H8V182H6L7 184L10 183V182H11L12 184H14V183H13V182H14L13 179H11V178H9V177H8ZM81 179H82V178H81ZM155 179H156V178H155ZM155 179H154V180H155ZM161 179H162V178H161ZM163 179H164V178H163ZM189 179H190V178H189ZM192 179H193V178H192ZM192 179H190V180H192ZM219 179H222V178H219ZM236 179H237V178H236ZM255 179L258 180V178H256V177L254 178V180H255ZM262 179H263V178H262ZM262 179H261V182H262ZM3 180H4V179H3ZM10 180H11V181H10ZM18 180H19V179H18ZM21 180H19L18 182H21ZM74 180H75V179H74ZM76 180H77V179H76ZM79 180H80V179H79ZM175 180H176V179H175ZM186 180H187V179H186ZM190 180H187V181H190ZM250 180H251V179H250ZM254 180H253V181H254ZM9 181H10V182H9ZM80 181H81V180H80ZM100 181H101V179H100ZM151 181H152V180H151ZM151 181H150V182H151ZM161 181H162V180H161ZM173 181H174V179H173ZM187 181L184 182V184L187 183ZM237 181H239V179L236 180L235 183H237ZM240 181H241V180H240ZM263 181H264V180H263ZM152 182H155V181H152ZM157 182H158V180H157ZM170 182H171V181H170ZM174 182H175V181H174ZM177 182H178V181H177ZM231 182H233V179H232ZM242 182H243V180H242ZM259 182H260V178H259ZM0 183H1V182H0ZM4 183H5V180H4ZM11 183H10V184H11ZM23 183H24V184H22V182H21V184H22V185L20 184L21 187H23V185L25 186V184H27L28 182L26 181V183H25V182H23ZM160 183H161V182H160ZM166 183H167V182H166ZM204 183H205V182H204ZM255 183H256V180H255ZM255 183H254V184H255ZM262 183H263V182H262ZM18 184H19V183H18ZM18 184H17V181H16V185H18ZM28 184H31V183H28ZM153 184H154V183H153ZM169 184H171V183H169ZM202 184H203V183H202ZM217 184H218V183H217ZM252 184H253V182H252ZM254 184H253V185H254ZM258 184H260V183H258ZM258 184H256V185H258ZM2 185H3V184H1V186H2ZM5 185H6V184H5ZM154 185H155V184H154ZM156 185H157V184H156ZM166 185H167V184H166ZM207 185H209V184H207ZM247 185H248V184H247ZM6 186H7V185H6ZM8 186H10V185H8ZM20 186H18V190H19V187H20ZM26 186H27V185H26ZM26 186H25V187H26ZM163 186H164V185H163ZM204 186H205V185H204ZM219 186H220V184H219ZM237 186H238V184L236 185L235 188H237ZM239 186H240V185H239ZM249 186H251V185H249ZM258 186H259V185H258ZM263 186H264V183H263ZM13 187H14V186H13ZM16 187H17V186H16ZM161 187H162V185H161ZM168 187H169V186H168ZM205 187H206V186H205ZM212 187H213V186H212ZM224 187H225V186H224ZM229 187H230V186H229ZM231 187H232V186H231ZM244 187H246V186H244ZM254 187H255V186H254ZM256 187H257V186H256ZM256 187H255V188H252V186H251L252 191H253V189H254V190L256 189V192H258V189H259L260 187H262V185H260L259 188H258V187L256 188ZM1 188L3 189V191H6V190H4V185H3ZM8 188H9L10 190L8 191L9 193H7V195H9V194H10V191L12 190V189H11V188H12L11 186L8 187ZM14 188H15V187H14ZM14 188H13V190H14ZM26 188H28V187H26ZM26 188H25V189H26ZM158 188H159V186H158ZM222 188H223V186H222ZM233 188H234V187H233ZM263 188H264V187H263ZM23 189H24V187H23ZM159 189H160V188H159ZM164 189H165V188H164ZM167 189H168V188H167ZM208 189H209V186H208ZM208 189H207V190H208ZM210 189H212V188H210ZM219 189H220V188H219ZM226 189H228L227 186H226ZM230 189H232V188H230ZM241 189H242V188H241ZM243 189H244V188H243ZM7 190H8V189H7ZM16 190H17V189H16ZM20 190H21V189H20ZM26 190H27V189H26ZM29 190H30V189H29ZM161 190H162V188H161ZM212 190H213V189H212ZM262 190H263V191H262ZM22 191H24V190H22ZM22 191H21V192H22ZM27 191H28V190H27ZM210 191H211V190H209V193H210ZM220 191H222V190H220ZM224 191H225V190H224ZM226 191H227V190H226ZM226 191H225V195H226ZM231 191H233V190H231ZM231 191L228 190V191H227V194L230 193ZM241 191H242V190H241ZM246 191H248V188H247V189H244V190H243V193L246 192ZM261 191H262V193H263V192H264V189L261 188ZM14 192H15V190H14ZM14 192H13V194H14ZM25 192H26V191H25ZM28 192H29V191H28ZM28 192H27L26 194H29ZM165 192H167V190H166ZM207 192H208V191H207ZM211 192H212V191H211ZM214 192H215V191H214ZM234 192H235V191H234ZM256 192H255V193H256ZM5 193H6V192H4V194H5ZM15 193H17V192H15ZM22 193H23V192H22ZM42 193H43V192H42ZM47 193H48V192H47ZM215 193H216V192H215ZM223 193H224V192H223ZM248 193H249V192H248ZM253 193H254V192H253ZM260 193H261V192H259L258 195H259ZM11 194H12V192H11ZM11 194H10V196H11ZM17 194H20V195H21V193H17ZM166 194H167V193H166ZM193 194H194V193H193ZM195 194H196V193H195ZM197 194H198V193H197ZM212 194H213V196L215 195L214 193H212ZM212 194H210L209 197L212 196ZM216 194H217V193H216ZM230 194H232V193H230ZM234 194H235V193H234ZM249 194H250V193H249ZM263 194H264V193H263ZM263 194H262V195H263ZM15 195H16V194H15ZM24 195H25V194H22V197H23ZM167 195H168V194H167ZM200 195H201V194H200ZM200 195L198 194V196H199L200 198H202V196H200ZM228 195H229V194H228ZM228 195H226V196H228ZM232 195H233V194H232ZM236 195H237V194H236ZM236 195H234V196H236ZM241 195H242V194H241ZM251 195H252V194H251ZM258 195H257L256 197H258ZM260 195H261V194H260ZM205 196H207V195H205ZM230 196H231V195H230ZM242 196H243V195H242ZM14 197H15V196H14ZM18 197L21 198L19 195H18ZM25 197H26V196H25ZM199 197H196V198H199ZM214 197H216V195H215ZM231 197H232V196H231ZM239 197H241V196H239ZM263 197H264V196H263ZM263 197H262V198H263ZM0 198H1V197H0ZM8 198H9V197H8ZM12 198H13V197H11V200H12ZM16 198H17V196H16ZM162 198H163V197H162ZM210 198H211V197H210ZM232 198H235V197H232ZM236 198H237V200L239 199L237 196H236ZM1 199H2V198H1ZM163 199H164V198H163ZM177 199H178V198H177ZM202 199H203V198H202ZM205 199H206V198H205ZM211 199H212L213 201L209 200L208 197H207V200H209V201H207V202H214V204H217V200H219V199H217V198H214V199L216 200V202H215L213 198H211ZM228 199H229V200H232V199H230V197H228ZM245 199H246V198H245ZM254 199H256V198L254 197ZM258 199H259V198H258ZM263 199H264V198H263ZM9 200H10V198H9ZM13 200H15V198H14ZM160 200H161V199H160ZM165 200H166V199H165ZM165 200H164V201H165ZM167 200H168V199H167ZM167 200H166V201H167ZM198 200H200V199H198ZM203 200H204V199H203ZM234 200H235V199H234ZM234 200H232V202H231V201H230V202H231V203H234V202H233ZM241 200H242V199H241ZM260 200H261V196H260ZM260 200H259V202H260ZM15 201H16V200H15ZM166 201H165V202H166ZM169 201H171V200H169ZM176 201H177V200H176ZM178 201H180V200H178ZM255 201L257 202V200H255ZM167 202H168V201H167ZM198 202H199V201H198ZM203 202H205V201H203ZM219 202H220V201H219ZM219 202H218V203H219ZM223 202H224V200H223ZM235 202H236V201H235ZM238 202L240 203V199H239ZM259 202H258L257 204H255L253 207H255L256 209H258L257 207H260V210L258 209V211L261 212V209L264 208V207H263L264 205H262V203H260V206H257V205H259ZM169 203H171V202H169ZM174 203H176V202H174ZM181 203H182V202H180L179 204L181 205ZM200 203H201V201H200ZM221 203H222V202H221ZM243 203H244V202H243ZM161 204H162V203H161ZM163 204H164V203H163ZM165 204H166V203H165ZM172 204H173V202H172ZM176 204H177V203H176ZM179 204H178V205H179ZM183 204H184V203H183ZM197 204H199V203H197ZM202 204H203V203H202ZM206 204H209V203H206ZM212 204H213V203H212ZM212 204H210V205H212ZM219 204H220V203H219ZM219 204H217V205H219ZM227 204H228V203H227ZM241 204H242V203H240L239 205H241ZM246 204H247V203H246ZM248 204H249V202H248ZM263 204H264V202H263ZM166 205H167V204H166ZM186 205H187V204H186ZM204 205H205V204H204ZM210 205H209V206H208V205H205V206L202 205V206H203V209H204V208L206 209V206H208V207H207V211L204 209V210L206 211V214H207V212H208V208H209V207H212V209H213V207H214V205H213V206H210ZM217 205H215V206H217ZM222 205H223V204H221V206H222ZM230 205H231V204H230ZM261 205H262V207H261ZM163 206H164V205H163ZM168 206H169V205H168ZM175 206H176V205H175ZM181 206H183V205H181ZM191 206H192V205H191ZM191 206H190V208H191ZM221 206L215 207V211L217 210V208H218V210H220L221 208L219 209V207H221ZM224 206H226V204L223 205V207H224ZM246 206H247V205H246ZM246 206H245V207H246ZM248 206H249V205H248ZM248 206H247V207H248ZM250 206H251V205H250ZM250 206H249L250 209L253 208V207H250ZM256 206H257V207H256ZM171 207H173V206H171ZM176 207H177V206H176ZM188 207H189V206H188ZM223 207H222V209H223ZM237 207H238V206H237ZM239 207H240V206H239ZM160 208H162V205H161ZM184 208H185V207H184ZM186 208H187V206H186ZM162 209H163V208H162ZM167 209H169V208H166L165 210H167ZM187 209H188V208H187ZM242 209H243V208H242ZM165 210H163V213H164ZM175 210H176V209H175ZM175 210H174V211H175ZM178 210H179V209H178ZM178 210H177V211H178ZM184 210H185V209H184ZM184 210H183V212H184ZM233 210H234V209H231V211H232V213H231V214H232V217H233L235 214H237V212L240 211V209H237L238 211L235 209L237 212L234 213L235 210H234V211H233ZM168 211H169V210H168ZM209 211H212V210H210V208H209ZM213 211H214V209H213ZM231 211H229V213H230ZM242 211H243V210H241L240 212H242ZM251 211H252V209H251ZM253 211H254V210H253ZM258 211H255V212L258 213ZM30 212H31V211H30ZM126 212H127V211H126ZM170 212H171V211H170ZM170 212H168V213H170ZM172 212H173V211H172ZM185 212H186V210H185ZM203 212H204V211H203ZM227 212H228V211H227ZM244 212L247 213V210H244ZM263 212H264V211H263ZM0 213H1V212H0ZM165 213H167V212H165ZM168 213H167V214H168ZM186 213H187V212H186ZM186 213H185V214H186ZM201 213H202V212H201ZM201 213H200V214L198 213V214L201 215ZM249 213H250V211H248L247 214H249ZM178 214H180V212H178ZM196 214H197V213H196ZM202 214H203V213H202ZM212 214L214 215L213 212H212ZM226 214H227V213H226ZM231 214H230V215H231ZM260 214H261V213H259V215H260ZM263 214H264V213H263ZM2 215H3V214H2ZM2 215H0V216H1L0 218H2V217H4V216L6 217V215H4V216H2ZM8 215H9V214H8ZM133 215H134V214H133ZM133 215H131V218L134 217ZM175 215H177V214H175ZM180 215H182V213H181ZM210 215H211V213H210ZM215 215H217V214H215ZM219 215H220V213H219ZM219 215H218V216H219ZM227 215H229V214H227ZM249 215H250V214H249ZM252 215H253V213H252ZM254 215H255V213H254ZM10 216H12V215L10 214ZM18 216H19V215H18ZM18 216H17V218L19 219ZM132 216H133V217H132ZM182 216H183V215H182ZM190 216H192V215H190ZM190 216H189V217H190ZM197 216H198V215H197ZM202 216H203V215H202ZM202 216H201V217H202ZM208 216H209V214H208ZM211 216H212V215H211ZM224 216L227 217V218L225 219V221H224V219H223V221H224L226 224H225L224 222H222V221H221V222H222V224L227 225V223H228V220H227V219H229L231 216H229V218H228V216H226V215H224ZM235 216H236V215H235ZM238 216H240V218L238 217L239 219L237 218L238 220L244 218V217L241 218L242 214H241V215H238ZM243 216H247V217H248V215H244V214H243ZM257 216H258V214H257ZM260 216H261V215H260ZM12 217H13V216H12ZM125 217H126V216H125ZM128 217H129V216H128ZM187 217H188V216H187ZM187 217H185V219H186ZM192 217H194V216H192ZM221 217H223V215H222ZM261 217H262V216H261ZM13 218H15V217H13ZM131 218H130V219H131ZM195 218H196V217H195ZM203 218L205 219L204 216H203ZM203 218H201V219H203ZM206 218H207V217H206ZM211 218L214 219V218H216V217H215V216H214V217L212 216ZM223 218H224V217H223ZM262 218H263V217H262ZM9 219H10V218L8 217V218H7L8 222H9ZM18 219H17V220H18ZM20 219H21V218H20ZM20 219H19V220H20ZM133 219H134V218H133ZM191 219H193V218H191ZM198 219H199V216H198ZM258 219H260V217H259ZM2 220H3V218H2ZM19 220H18V222H19ZM22 220H23V218L21 219V222H22ZM135 220H137V218H135ZM178 220H179V219H178ZM182 220H184L183 217H182L181 221H182ZM193 220H194V219H193ZM199 220H200V219H199ZM244 220H246V218H245ZM132 221H133V220H132ZM181 221H180V222H181ZM189 221H190V220H188V218H187L186 222H187L188 224H191L192 222L189 223ZM215 221H216V220H215ZM217 221H218V219H217ZM217 221H216V222H217ZM236 221H237V220H236ZM255 221H256V220H255ZM261 221H262V220H261ZM261 221H258V222H261ZM13 222H17V221H13ZM184 222H185V221H184ZM184 222H183V223H184ZM194 222H195V221H194ZM194 222H193V223H194ZM19 223H20V222H19ZM181 223H182V222H181ZM201 223H202V220H201ZM201 223H200L199 225H201ZM219 223H220V222H219ZM219 223H218V224H219ZM240 223H242V221H241ZM240 223H239V224H240ZM251 223L253 224V222H251ZM4 224H5V222H4ZM14 224H15V223H14ZM195 224H196V223H195ZM218 224H217V225H218ZM222 224H221V226H222ZM236 224H237V222H236ZM258 224H259V223H258ZM17 225H18V224H17ZM133 225H134V224H133ZM182 225H183V224H182ZM184 225H185V224H184ZM184 225H183V226H184ZM186 225H187V224H186ZM192 225H194V224H192ZM215 225H216V224H215ZM240 225H241V224H240ZM240 225H239V226H240ZM245 225H247V224L245 223ZM250 225H251V224H250ZM218 226H219V225H218ZM218 226H217V227H218ZM227 226H228V225H227ZM227 226H225V227L227 228ZM243 226H244V225H243ZM258 226H259V225H258ZM14 227H16V226H14ZM188 227H189V231L193 228V226H192V228H190L189 225H188ZM204 227L206 228V222H205V226H204ZM223 227H224V226H223ZM235 227L238 228L239 231H240L241 228H242V227L239 228L238 225L235 226ZM185 228H186V227H185ZM194 228H198V224H196ZM194 228H193L192 230H194ZM201 228L203 229V227H201ZM210 228H211V227H210ZM210 228H207L206 230H208V229H210ZM236 228H234L235 230L232 229L230 232L228 231V230H230V228H228L226 231L229 232L230 234L227 233L226 235H227V236H229V235L231 236V234H234L235 232H238V233L240 234V232H239ZM248 228H249V227H248ZM260 228H261V227H260ZM202 229H199V228H198L197 230H202ZM252 229H253V228H252ZM183 230H184V229H182V231H183ZM187 230H188V229H187ZM217 230H218V229H216V231H217ZM236 230H237V231H236ZM243 230H244V229H242L241 231H243ZM249 230H251V229H249ZM182 231H179V232L182 233V234H183L184 231L187 232L186 230H184L183 232H182ZM189 231H188V233H189ZM195 231H196V230H195ZM210 231H213V233H214L215 229H213V230L210 229L209 232H210ZM221 231H222V229H221ZM221 231H220V232H221ZM232 231H235V232H232ZM14 232H15V231H14ZM185 232H184V233H185ZM193 232H194V231H192V233H193ZM201 232H203V231H201ZM201 232L199 231V233H200V234H199V238H200ZM222 232H223V231H222ZM224 232H225V230H224ZM43 233L45 234V232L42 231L41 234H43ZM180 233H179V234H180ZM203 233H206V231L203 232ZM207 233H208V232H207ZM216 233H217V232H215L214 234H216ZM249 233H250V232H249ZM47 234H48V232H47ZM186 234H187V233H186ZM186 234H184V236H185ZM193 234H194V233H193ZM197 234H198V233H196V235H197ZM224 234H225V233H221V234L219 233L218 237H216V238H220L221 240H219V239H214V240L222 241L221 244H223V240H224V239L222 240V237L224 236V237H225V240H226V238H227L226 235H224ZM236 234H237V233H236ZM239 234H238V236L240 237V235H242V234H240V235H239ZM189 235L192 237V234L189 233V234L187 235V240H188V238H190V237H188ZM202 235H203V234H202ZM205 235H206V234H205ZM211 235H212V232H211ZM211 235H210L211 238L215 237V236L212 237ZM216 235H217V234H216ZM243 235H244V234H243ZM243 235H242V236H243ZM182 236H183V235H182ZM194 236H195V235H194ZM197 236H198V235H197ZM232 236H233V235H232ZM232 236H231V237H232ZM235 236H236V235H235ZM238 236H236V237H238ZM245 236H246V235H245ZM250 236H251V235H250ZM195 237H196V236H195ZM207 237H209V236H208V235H206L205 237L203 236V238H205L206 241H207ZM210 237H209V238H210ZM224 237H223V238H224ZM231 237H230V240L232 239ZM239 237H238V239H239ZM251 237H252V236H251ZM258 237H259V236H258ZM177 238H178V237H177ZM180 238H181V237H180ZM203 238H202V239H203ZM211 238L209 239L210 241H212ZM181 239H182V241H184L183 239H186V238H181ZM190 239H191V238H190ZM192 239H193V237H192ZM192 239H191V240H192ZM195 239H198V237L195 238ZM195 239H193V240H195ZM202 239H201V240H202ZM227 239H228V238H227ZM236 239H237V238H236ZM236 239H235V240H236ZM242 239H243V237H242ZM262 239H263V238H262ZM187 240H186V241H187ZM198 240H199V239H198ZM225 240H224V241H225ZM235 240H234V241H235ZM244 240H245V239H244ZM252 240H253V239H252ZM255 240H256V239H255ZM188 241H189V240H188ZM188 241H187V242H188ZM195 241H197V240H195ZM210 241H209V242H210ZM218 241L216 242L217 244L220 243V242H218ZM226 241H228V240H226ZM238 241H239V240H238ZM238 241H237V242H238ZM240 241L242 242L243 240H240ZM263 241H264V240H263ZM191 242H192V241H191ZM193 242H194V241H193ZM193 242H192V243H193ZM198 242L200 243V240H199ZM198 242H196V243H198ZM203 242H204V239H203ZM207 242H208V241H207ZM209 242H208V243H209ZM237 242L234 243V245L237 244ZM241 242H239V243H241ZM246 242H247V241H246ZM246 242H245V243H246ZM251 242H252V241H251ZM183 243H185V241H184ZM188 243H189V242H188ZM188 243H185V244H188ZM194 243H195V242H194ZM201 243H202V242H201ZM201 243L198 244V245H199V246H202ZM212 243H213V242H212ZM212 243H211V244H212ZM214 243H215V242H214ZM224 243H225V242H224ZM248 243H249V242H248ZM259 243H260V242H259ZM189 244H190V243H189ZM211 244L209 245L210 247H211ZM217 244H216V245H217ZM249 244H250V243H249ZM81 245H82V244H81ZM205 245H207V244L205 243ZM82 246H83V245H82ZM190 246H191V245H190ZM214 246H215V245H214ZM218 246H220V244H219ZM221 246H222V245H221ZM221 246H220V247H221ZM237 246L239 247V246H242V245H238V244H237ZM237 246H236V247H237ZM256 246H257V245H256ZM204 247H205V246H204ZM216 247H217V246H216ZM220 247H219V248H220ZM234 247H235V246H234ZM242 247H243V246H242ZM242 247H240L239 249H241ZM262 247H263V246H262ZM187 248H188V247H187ZM205 248H206V247H205ZM208 248H209V247H208ZM214 248H215V247H214ZM221 248H222V247H221ZM243 248H245V247H243ZM248 248H249V247H248ZM188 249H189V248H188ZM217 249H218V247H217ZM235 249H237V248H235ZM202 250H203V247L201 248V251H202ZM205 250H208V251L210 252V248H209V249H205ZM205 250H203V253H204ZM212 250H213V249H211V253H212ZM214 250H216V248H215ZM218 250H219V249H218ZM218 250H217V253H218V254H219V252H220V253H222V252H226V251H223V250H222V251H218ZM220 250H221V249H220ZM237 250H238V249H237ZM237 250H236V251H237ZM247 250H248V249H247ZM263 250H264V249H263ZM263 250H262V251H263ZM176 251H177V250H176ZM176 251H175V252H176ZM186 251H187V250H186ZM186 251H185V253H186ZM188 251H189V250H188ZM230 251H231V250H230ZM230 251H229V252H230ZM239 251H240V250H239ZM239 251H238V252H239ZM251 251H252V250H251ZM251 251H250V252H251ZM195 252H196V250H195L193 253H195ZM229 252H228V253H229ZM213 253H214V252H213ZM232 253H234V252H231L230 254H232ZM235 253H236V252H235ZM242 253H243V251H242ZM242 253L240 252L241 257H242ZM260 253H261V252H260ZM262 253H263V252H262ZM177 254H179V249H178V253H177ZM208 254H210V253H208ZM214 254H215V253H214ZM222 254H223V253H222ZM222 254H221V255H222ZM230 254H228V255H230ZM240 254H239V256H240ZM248 254H249V253H248ZM201 255H202V254H201ZM203 255H204V254H203ZM210 255H212V254H210ZM215 255H216L217 258H218V255H217V254H215ZM215 255H214V256H215ZM226 255H227V254H226ZM228 255H227V256H228ZM235 255H236V254H235ZM262 255H263V254H262ZM262 255H261V257H262ZM19 256H20V255H19ZM162 256H163V255H162ZM223 256H224V254L221 256V257H222V260L224 261ZM249 256L252 257V254L249 255ZM254 256H255V255H254ZM254 256H253V257H254ZM257 256H258V255H257ZM263 256H264V255H263ZM21 257H22V256H21ZM200 257H201V256H200ZM204 257H206V256H204ZM228 257H229V256H228ZM241 257H240V259H242V261H243V258H241ZM215 258H216V257H215ZM246 258H248V257H246ZM249 258H250V257H249ZM249 258H248V259H249ZM255 258H257V257H255ZM1 259H3V258H1ZM22 259H23V257H22ZM22 259H21V261H22ZM193 259H194V258H193ZM199 259H200V258H199ZM237 259H238V257H237ZM253 259H254V258H253ZM259 259H260V258H259ZM259 259H258V260H259ZM217 260H218V259H217ZM2 261H4V259H3ZM2 261H1V262H2ZM21 261H20L19 264H21ZM164 261H165V260H164ZM219 261H220V259H219ZM219 261H218V262H219ZM223 261H222V262H223ZM237 261H239V264L242 262V261L240 262V260H237ZM237 261H236V262H237ZM246 261H248V260L246 259ZM251 261H252V258H251ZM253 261H254V260H253ZM256 261H257V259H256ZM260 261H261V260H260ZM263 261H264V260H262V262H263ZM218 262H217V263H218ZM234 262H235V261H234ZM244 262H245V261H244ZM254 262H255V261H254ZM5 263H6V261H5ZM5 263H4V264H5ZM16 263H18V261H17ZM16 263H15V264H16ZM165 263H166V262H165ZM217 263H216V264H217ZM224 263H225V261H224ZM226 263L228 264V262H226ZM246 263H247V262H246ZM249 263H250V261H249ZM1 264H3V263H1ZM6 264H8V263H6ZM218 264H219V263H218ZM221 264H222V263H221ZM229 264H230V263H229ZM241 264H242V263H241ZM243 264H244V263H243ZM247 264H248V263H247ZM250 264H251V263H250ZM254 264H255V263H254ZM256 264H258V263L256 262ZM263 264H264V263H263Z\"/></svg>",
	"mask_w": 264,
	"mask_h": 264
}]
</instances>
